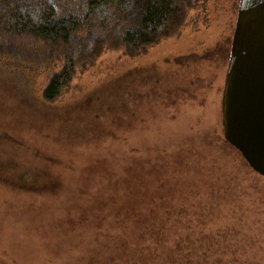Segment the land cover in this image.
Wrapping results in <instances>:
<instances>
[{
  "label": "rangeland",
  "instance_id": "rangeland-1",
  "mask_svg": "<svg viewBox=\"0 0 264 264\" xmlns=\"http://www.w3.org/2000/svg\"><path fill=\"white\" fill-rule=\"evenodd\" d=\"M54 1L62 14L84 9ZM239 2L179 0L136 56L83 40L84 52L25 41L33 62L0 58V264H122L132 250L181 247L264 264V177L222 128ZM71 57L72 78L45 100Z\"/></svg>",
  "mask_w": 264,
  "mask_h": 264
},
{
  "label": "trees",
  "instance_id": "trees-1",
  "mask_svg": "<svg viewBox=\"0 0 264 264\" xmlns=\"http://www.w3.org/2000/svg\"><path fill=\"white\" fill-rule=\"evenodd\" d=\"M54 2L0 0V58L15 54L20 59L22 51H28L31 53L29 61L33 62L36 50L28 49L25 41L28 44L41 41L45 45L60 43L70 46L71 51L80 52H84L85 42L95 45L107 41L120 43L125 55L136 56L161 39L170 24L169 20L177 15L179 5V0H83L81 14H62ZM79 32L84 36H78ZM39 51L42 58L46 57V49L41 47ZM71 60L72 57L64 69L50 79L43 92L45 100H54L72 78L74 68ZM144 231L152 238H160L162 228L152 225ZM183 249L181 247L178 253H173L174 248L157 255L132 250L128 256H125L126 252L121 255L126 260L122 264H225L220 263V257L213 259L209 251H202L201 248L191 254Z\"/></svg>",
  "mask_w": 264,
  "mask_h": 264
},
{
  "label": "water",
  "instance_id": "water-1",
  "mask_svg": "<svg viewBox=\"0 0 264 264\" xmlns=\"http://www.w3.org/2000/svg\"><path fill=\"white\" fill-rule=\"evenodd\" d=\"M222 128L264 177V0H240L222 92Z\"/></svg>",
  "mask_w": 264,
  "mask_h": 264
}]
</instances>
